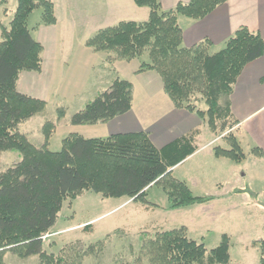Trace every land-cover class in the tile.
Masks as SVG:
<instances>
[{
  "label": "trees",
  "instance_id": "1",
  "mask_svg": "<svg viewBox=\"0 0 264 264\" xmlns=\"http://www.w3.org/2000/svg\"><path fill=\"white\" fill-rule=\"evenodd\" d=\"M227 1L190 0L164 9L161 0H134L137 6L149 8L147 20H122L102 28L86 45L127 61L148 52L149 61H143L138 71L156 70L176 108L196 113L217 137L227 139L229 147L213 146L214 155L241 163L247 154L232 132L237 120L231 96L246 65L263 57L264 36L241 26L221 50L212 52V43L207 39L184 46L179 23V16L202 19ZM37 7L43 9L42 22H57L51 0H18L9 26L0 22V156L5 150L22 155L19 162L0 172V264H7L3 260L7 251L24 257L38 255L46 264H65V256L55 257L45 251L43 236L55 226L65 201H73L86 191L104 197H127L143 203L147 210L159 207L148 199V190L155 185L166 194L169 210L212 202L215 196L195 194L188 182L170 170L197 150L200 129L162 149L143 130L91 138L70 133L59 151L49 148L56 121L44 124L41 146L19 130L20 124L47 106L46 101L17 89L22 71L40 72L43 67L44 47L33 36L28 22ZM133 94V83L117 75L108 89L71 117L70 124H97L126 114L132 109ZM202 102L206 108L200 106ZM65 116L66 109L57 108L58 121ZM252 153L264 158L260 147H254ZM261 246L264 264V239ZM230 262L227 234L217 247L208 249L205 243L191 238L182 225L159 226L151 233L145 232L133 260L121 264Z\"/></svg>",
  "mask_w": 264,
  "mask_h": 264
},
{
  "label": "rangeland",
  "instance_id": "2",
  "mask_svg": "<svg viewBox=\"0 0 264 264\" xmlns=\"http://www.w3.org/2000/svg\"><path fill=\"white\" fill-rule=\"evenodd\" d=\"M51 1L54 9L55 4L58 7L61 37L72 55L86 47L87 40L95 35L100 27H107L106 25H111L109 23L115 24L121 20L144 21L142 13L137 11L134 0L122 1L120 8H115L109 0ZM17 5L18 0H0V16L3 12L6 13L4 19L6 24L2 19L0 22L9 26V20L13 19ZM117 11L118 13H115ZM42 13L43 9L37 7L30 15L28 22L33 30L38 25L45 24L42 22ZM116 16L117 18L113 20L112 18ZM95 52L104 54V51ZM139 61L140 63L149 61L148 52L140 58H134L130 66L138 68ZM107 66L106 68L105 63L99 61L88 86L79 93L77 99L54 95L46 102V109L20 124L19 130L25 133L30 141L41 146L45 140L44 124L47 120H54L57 127L50 139L49 148L53 151L61 150L63 139L70 133L68 127L71 117L110 87L112 82L106 83L113 80L108 79L109 65ZM71 70L67 66L64 73L69 74ZM200 106L206 108L203 102ZM57 108L66 109V116L59 121L56 117ZM207 139L212 141L213 146L229 147L225 137H217L216 134L209 132ZM204 154L205 152L188 161L174 175L181 178L183 172L190 173L191 179L187 177L189 174L185 177L192 181L195 194L212 195L218 189L219 183L228 186L232 181V173L228 168L232 160L224 157L221 161H216L214 157L206 158ZM21 159L22 155L17 151H3L0 156V172ZM241 166L247 170L252 168V175L248 174L243 183H249L254 192H260L264 187V163L261 166L247 161ZM198 178L201 181L199 184L196 183ZM148 192V199L159 204L154 210H147L143 203L127 197H104L93 191H86L73 201L66 200L55 226L43 236L45 251L54 254L55 257L65 256V264H121L133 260L145 232H153L157 223H170L171 228L186 226L188 235L198 242L205 243L208 249L217 247L223 235L227 234L230 237V264H261V240L264 239L262 211L250 209L243 203L250 199L264 201V195L254 194L252 197L250 194L242 196L233 193L222 197L213 205H194L172 211L167 209V196L159 185L150 187ZM235 200L241 203L240 206H235L232 202ZM92 246H95L93 251L90 250ZM3 260L7 264H46L38 255L24 257L12 251L5 252Z\"/></svg>",
  "mask_w": 264,
  "mask_h": 264
},
{
  "label": "crops",
  "instance_id": "3",
  "mask_svg": "<svg viewBox=\"0 0 264 264\" xmlns=\"http://www.w3.org/2000/svg\"><path fill=\"white\" fill-rule=\"evenodd\" d=\"M109 1L114 4L115 8H120L124 0ZM189 1L161 0L164 9H171L180 2ZM137 8V11L142 13L144 20H147L149 8L139 6ZM115 13H118V11ZM55 15L57 17L56 24H40L34 30L32 29L33 36L44 46L43 67L40 72L22 71L17 83L18 91L46 102L51 100L54 95L71 96L72 99H77L79 93L88 86L89 80L101 60V62L105 63L106 68L109 65L108 79L114 80L118 75L133 83L132 109L128 113L117 116L107 122L87 125L70 124L68 127L70 128V133H78L84 137L91 138L143 130L147 131L153 143L159 149H162L189 132L200 129L201 133L197 137V150L172 167L170 170H172L173 174L184 167L188 161L203 152H205L204 156L206 158L207 156L208 158L214 157L216 161H221L224 158L214 155L213 145H211L212 141L207 139L209 132L211 134L214 133L206 122L196 113L174 106L172 99L164 89L162 77L156 70L138 71L141 65L140 61L138 68H135V66L131 67L130 65L134 59L126 61L114 58L115 54L112 52L100 54V52H95L88 46L81 48V51L72 55L65 47L61 37V17L56 4ZM5 16V12L0 16L4 24H6L4 22ZM115 18L117 16L112 19L115 20ZM118 22L120 21L115 24ZM179 23L184 32V46L190 47L207 39L212 43L211 51L217 52L225 46L226 41L241 26H246L251 31L258 32L264 36V0H228L202 19L196 20L186 16H179ZM109 24L111 25L106 26L115 25ZM100 29L102 28L100 27L98 31ZM82 62H84L83 65ZM67 66L72 69L69 74L64 73ZM111 82L113 81H109L106 84ZM231 102L232 112L237 120L232 132L247 154V158L241 163L232 161V164L229 165L232 181L228 183V186L223 183L218 184V189L212 194L215 196L214 202L208 203L212 205L216 201H220L222 197L233 193L242 196H249L248 194H250L252 197L254 194H258V196L264 195V187L260 192H254L255 190L253 191L249 183H243V179L247 178L248 174L252 175V168L247 170V168H242L241 166L247 161L256 165L261 164V166L264 163L263 157L252 153V149L256 146L264 150V55L246 65L234 87ZM186 174H189L187 175L188 178H192V175L186 171L179 178L188 182L192 187V181L185 177ZM196 183H201L199 178ZM245 199L248 200L249 198ZM232 202L235 206H240L241 204L237 200ZM156 204L159 206L158 203ZM243 204L250 209L255 208L262 211L261 215L264 222V201H259L258 199L253 201L250 199ZM166 222L168 221L166 220ZM169 224L157 223L156 227L167 226L166 228H171Z\"/></svg>",
  "mask_w": 264,
  "mask_h": 264
}]
</instances>
